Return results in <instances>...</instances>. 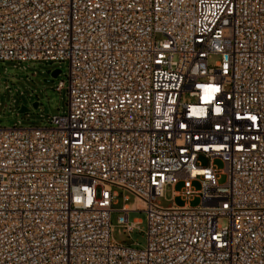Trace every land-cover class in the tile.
Instances as JSON below:
<instances>
[{"label": "built area", "instance_id": "built-area-1", "mask_svg": "<svg viewBox=\"0 0 264 264\" xmlns=\"http://www.w3.org/2000/svg\"><path fill=\"white\" fill-rule=\"evenodd\" d=\"M0 61L69 66L67 110L0 125V264H264V0H0Z\"/></svg>", "mask_w": 264, "mask_h": 264}, {"label": "rangeland", "instance_id": "rangeland-1", "mask_svg": "<svg viewBox=\"0 0 264 264\" xmlns=\"http://www.w3.org/2000/svg\"><path fill=\"white\" fill-rule=\"evenodd\" d=\"M219 54H211L209 63L214 66L220 60ZM25 66V67H24ZM60 68L62 72L53 81H46L51 78V72ZM67 62H25L17 63L15 61H0V125H49L48 121L53 114L67 110L68 92L67 88L59 91L56 87L59 81L64 80L68 83ZM38 103V108L33 107V103ZM25 105L30 111L19 113V109ZM203 164H207L206 158H201ZM215 166L219 169V183L224 184L227 181V175L224 173L225 163L220 158L214 159ZM183 183H178L175 187L168 186L164 195L157 201L164 206L173 202L177 205H184L190 202L192 206L201 203V197L195 196L192 200H186L181 196L173 198V190L181 191ZM115 196L114 209L121 208L127 204L133 211L129 214V220L135 221L141 219L139 228L133 231H125L124 227L118 222L120 212H112V238L117 243H127L135 247H144L146 245V225L147 213L137 210V199L130 192L116 186L107 185ZM195 189H200L201 184L194 182ZM219 223L226 225L228 220L225 217L219 219Z\"/></svg>", "mask_w": 264, "mask_h": 264}, {"label": "water", "instance_id": "water-1", "mask_svg": "<svg viewBox=\"0 0 264 264\" xmlns=\"http://www.w3.org/2000/svg\"><path fill=\"white\" fill-rule=\"evenodd\" d=\"M61 72H62V70L60 68L54 69L51 72V78L50 79H46V81L53 82L60 75ZM33 107L34 108H38V103L37 102H34L33 103ZM28 111H30V109L27 108L25 105H22L20 107V109H19V113H25V112H28Z\"/></svg>", "mask_w": 264, "mask_h": 264}]
</instances>
